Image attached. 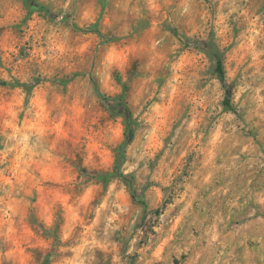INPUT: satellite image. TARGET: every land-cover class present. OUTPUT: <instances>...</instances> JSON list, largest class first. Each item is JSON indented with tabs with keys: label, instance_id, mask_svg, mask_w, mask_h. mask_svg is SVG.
Here are the masks:
<instances>
[{
	"label": "rangeland",
	"instance_id": "obj_1",
	"mask_svg": "<svg viewBox=\"0 0 264 264\" xmlns=\"http://www.w3.org/2000/svg\"><path fill=\"white\" fill-rule=\"evenodd\" d=\"M0 264H264V0H0Z\"/></svg>",
	"mask_w": 264,
	"mask_h": 264
},
{
	"label": "trees",
	"instance_id": "obj_2",
	"mask_svg": "<svg viewBox=\"0 0 264 264\" xmlns=\"http://www.w3.org/2000/svg\"><path fill=\"white\" fill-rule=\"evenodd\" d=\"M217 71L219 74L220 79L225 82L226 81V72H225V68H224V64L221 58H218L217 61ZM96 90L98 92V94L104 98H107L106 95L100 90V88L98 87V85H95ZM229 92V89H228ZM129 132L128 130L125 133V138L121 141V143L118 146V152H117V157H116V163L113 167V169L111 171L108 172H103L100 175V179L103 180L104 182H109L110 180H112L113 178H122L125 180H129L128 177L123 173L122 171V165L125 161V151H126V147L129 143ZM133 196L135 197V194H133Z\"/></svg>",
	"mask_w": 264,
	"mask_h": 264
}]
</instances>
